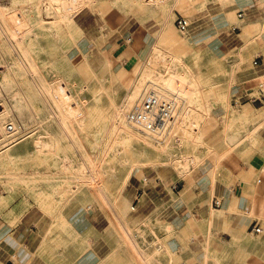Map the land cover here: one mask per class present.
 <instances>
[{"label": "crops", "instance_id": "1", "mask_svg": "<svg viewBox=\"0 0 264 264\" xmlns=\"http://www.w3.org/2000/svg\"><path fill=\"white\" fill-rule=\"evenodd\" d=\"M139 1L147 12L139 11L137 4L131 7L133 14L110 6L113 22L88 11L78 16L90 38L89 48L127 55L126 66L137 60L136 42L139 47L148 44L143 61L157 60L158 51L180 56L205 52L202 61L207 52H216L227 62L237 60L240 70L256 60L255 68L264 76V46H245L240 37L244 22L264 19V0H178L172 21L159 5ZM179 16L190 18L188 41L175 23ZM127 19L133 21H123ZM106 20L118 29L108 31L105 26L103 34L100 26L107 25ZM111 75L114 83V70ZM155 81L164 84L158 77ZM254 81V72L247 70L230 92H215L221 97L234 90L231 104L240 112L228 113L231 131H225V123L205 129L203 140L213 149L212 160L185 175L174 168L145 174L139 170L117 202L110 199L102 207L107 212L98 205L87 212L85 202H74L70 204L83 207L81 212L62 207L53 215L31 206L18 218H0V264H264V151L254 131L261 125L256 119L264 107V81L259 87ZM116 82L120 84V78ZM156 82L147 84L161 86ZM235 98H241L237 105ZM242 135L248 138L240 142ZM165 221L178 226L169 239L162 231Z\"/></svg>", "mask_w": 264, "mask_h": 264}, {"label": "bare ground", "instance_id": "2", "mask_svg": "<svg viewBox=\"0 0 264 264\" xmlns=\"http://www.w3.org/2000/svg\"><path fill=\"white\" fill-rule=\"evenodd\" d=\"M35 1L41 5V9L43 10L41 20L44 21V24L48 21L50 27H54L65 20H71L74 15L83 11H102L109 8L111 4L113 5L112 0ZM210 1L216 0H208L209 3ZM144 5L150 7L159 5L161 11L168 12L170 21L175 18V9L179 6L178 0H150L149 4L144 3ZM203 5L205 6L206 3ZM22 11L23 7L19 6L15 0H11L8 4L0 3V38L5 39V45L17 51L19 50V62L29 75V78L33 77L35 79L34 90L40 93V100L45 104L47 109V116L41 119V121H37L41 130L32 140L36 143L38 153H55L60 138L53 130L54 126H41L45 121L48 124L55 123L59 131L76 145L88 140L98 130H102L105 127L104 123L112 121L114 128L109 139L117 138L120 142L119 147L116 146L115 148L114 145L109 144L94 159L92 158L91 151L89 154L82 152V155L86 157L88 162V168L83 169L81 172H75L71 177L62 180L57 188L40 193L38 198L41 208L53 215L60 213L62 207L74 202H85L87 204L85 207L87 208V212L94 208L93 205L107 207L109 200L113 198L114 194L122 190L131 177L139 170L145 174L149 169L165 170L174 168L177 173L185 175L197 164L196 162L201 159L200 151L198 152V149H200L199 142L196 141L198 135L195 136V133L193 134L191 131L180 132L181 130H178L179 132H177L175 130V122L171 127H166L175 117V110L177 108L180 110V107L183 105L181 101L170 99L169 92L173 91V80L171 81V77L177 75L186 63L191 62L194 66L195 77L199 79V83L202 84L203 88H199L198 82H194L191 79L190 82L189 78L184 74L179 75L192 85V96L183 102H187L193 98L196 93H199L197 100L202 102V96H205L209 90H213L214 92H230L233 84L238 81L239 74L247 70L254 72V82L257 85H260L264 81L263 74L261 75L255 68L254 63L256 60H254V63L250 67L240 70L237 60L227 62L224 58L218 56L216 52H207L206 60L202 61L206 55L205 52L198 55L180 56L176 52L169 50V52L161 51V53L158 51L160 56H157L159 57L157 60L160 61V64L159 62L156 63L160 66H158L160 69L154 63L156 56L154 61L153 58H151L152 60L150 58L147 60L146 58L143 61L142 58L137 57V60L130 67H127L125 64L128 56L123 58L120 65L121 70L118 73L115 72V75H113L116 81L120 78V84H117L116 81L112 82L111 73L114 70L115 58L108 53L103 56L101 61L97 56L85 55L83 64L79 67L76 62H72L73 57L65 56V62H62L61 67H65V70L62 69L60 75L64 74L66 78L67 76L70 78L73 75L72 82L69 79L68 82L67 79L64 82L58 77L48 80L46 73L43 72L39 58L32 51L31 42H29L31 38L26 37V34L30 32L27 27L28 22ZM187 20L190 22V18H187ZM188 32H190L189 28L184 31L185 39H183L186 41L189 40L187 36ZM240 37L245 46L255 43L257 46L263 47L264 19L244 22ZM57 39L59 41V38ZM87 40L89 41L90 39H86L85 42ZM22 44L25 45L24 48ZM56 48L58 47L51 46L50 49L55 50ZM153 50L157 51V49ZM161 50L163 49L161 48ZM152 53L150 55H153ZM154 55L151 57H154ZM151 61L155 65L151 64ZM154 66L159 69V74ZM125 71L128 74L123 76ZM157 77L162 82L164 81V84L156 82V85L157 83L161 85L159 86L160 91L165 87L163 85L167 81H171V84L167 83L169 85L168 88L162 92L152 90L146 93V88L144 92L143 90L148 83L147 81L151 79L157 80ZM77 78H80L86 84L77 86ZM93 80L97 81L96 84L92 85L93 93L87 94L85 87L89 86ZM221 80H225V82H217ZM210 81L213 82L210 83ZM153 84L151 85L154 86L155 84ZM117 85H119V88H117ZM151 85H148L147 89H149L148 87L153 89ZM12 87V83L8 82L6 75L4 77L0 76V93H2L0 94V100H4L1 95L8 93ZM121 87L125 89L124 93H121L119 90ZM149 95H154L162 101H169L171 104L169 109L170 118L161 129H142L130 122L126 117V113L133 105L143 102ZM7 105H3L4 109L0 110L1 130L7 121L8 113L12 111L15 114L13 104L9 103ZM260 112L261 114L257 117L256 123L260 120L261 125L260 128L256 126V130L254 131H256V140H260L261 143L263 142L260 148L264 151V107ZM174 130L180 134L179 139H176L177 136H175ZM25 136L26 134L19 137V139L10 141L1 148L0 161L6 165L7 170H15L14 166L10 164L11 159L16 156L20 148L25 146L28 139ZM248 136H250V133ZM246 138L242 135L240 142H243ZM240 142L237 146L241 144ZM219 163L216 164L220 165ZM262 169H264V164ZM175 227L178 229L177 225Z\"/></svg>", "mask_w": 264, "mask_h": 264}, {"label": "rangeland", "instance_id": "3", "mask_svg": "<svg viewBox=\"0 0 264 264\" xmlns=\"http://www.w3.org/2000/svg\"><path fill=\"white\" fill-rule=\"evenodd\" d=\"M10 1L11 0H0V3L8 4ZM15 1L19 6L23 7L22 13L28 22L27 27L30 32L26 34V37L28 36L31 38L29 42H31L32 51L39 58V61L42 64L43 72L46 73L48 80H53L57 77L62 79L64 82L66 79L67 82L68 79L70 81L73 80V75H71L70 78L68 76L66 78V75L64 74L60 75L61 70H65V67L61 68L62 62H65V56L70 58L73 57L72 62H76L78 65L83 63L85 55L97 56V58L101 61L103 56L108 53L115 58L114 71L118 73L121 70V60L127 55L115 56L109 50H105L104 47V50L94 52L88 46L90 40L85 42L86 39L90 38L85 36L84 29L78 23L77 18L87 11L74 15L71 20H65L54 27H50L48 21L44 24V21L41 20L43 10L41 9V5H39L35 0ZM134 1L135 2L132 0H114L113 5L111 4V6H114L112 7L114 10L120 7L121 10H129V13L133 14L131 7L137 4L139 11L147 12V10L141 8L139 0ZM107 10L108 8L102 11L88 12L98 14L103 17L106 16L111 22L115 21V19H109L110 12ZM108 20L105 21L107 25L104 24L100 26L103 34H105L103 31L105 26V29L108 31L118 29L117 25L112 26ZM123 21L131 22L133 20L127 19ZM57 38H59V41H57ZM51 46L58 48L52 50L50 49ZM22 47L24 48L25 45L22 44ZM147 47L148 44L141 45L139 47L136 42L134 49L136 50L137 57H145ZM18 51L8 45H5V39L0 38V76L4 77V75H6L8 82H11L13 86L8 93L1 95L4 100H0V110L4 109V107H2L3 105L6 106L7 104L9 105V103L13 104V108L15 110V114L12 111L8 113V118L3 129L1 130L0 128V150H2L1 148L3 145H7L10 141L19 139V137L25 134V137H28L25 146L20 148L19 151H17L16 156L11 159L10 164L14 166V171L7 170L6 165L0 161V218L3 219L13 216L18 218L23 211L31 206H39L41 208L38 198L40 193L45 190H53L57 188L62 180L71 177L75 172H81L83 169L85 170L88 168V162L86 157L82 155V152L89 154L91 151L93 156L92 158L94 159L102 150L106 149L109 144L112 146L114 145V148L116 146L119 147L120 144L117 138L112 140L109 139L114 128L112 121L103 124L105 126L102 129L103 131L98 130L97 133L92 135L88 140L83 141L78 145L66 138L56 127L55 123L48 124V122L45 121L43 125L41 124V126H54L53 130L60 138L58 140L56 147L57 150L55 153L39 154L36 143L32 140L41 130L37 121H41V119H44L47 116V109L45 104L40 100V93L34 90L36 84V82H34L35 79L33 77L29 78V75L21 66L19 62L20 52ZM131 65L132 64L130 62L127 67H130ZM194 73V66L191 62H188L184 68L177 73V75H173L171 77V81L174 80V78H181L180 76L184 74L187 78H189V80L191 79L194 82H198L199 88L202 89L203 86L199 83V79L195 77ZM151 81L154 82L155 80L151 79ZM171 81H167V83L170 85ZM96 82L97 81L93 80L90 82L89 86L85 87L87 94L93 93L92 85L96 84ZM167 83L163 85L165 87L161 89V91L159 87H153L152 85L153 89L148 87L150 89L149 90L147 89V84L143 91L145 92L146 88V93H149L152 90L162 92L164 89L168 88L169 85ZM84 84L86 83H84L80 78L76 79L77 86ZM259 86L260 85L257 87ZM117 88H119V85H117ZM119 90L121 93L125 92V89L122 87ZM234 92L235 91L233 90L229 96L220 97L217 96L213 90H209L208 96L202 102L197 100L199 93H196L193 98L187 102H182L183 105L180 107V110L177 108L174 112V121L171 120L166 126L169 128L175 122V130L177 132L180 130V132L188 130L193 134L195 133V136L198 135L196 141L200 144L199 151L202 157L196 162L197 164H195L194 167L205 161L212 160L214 155L212 147L203 140L205 129L208 126L225 123V131H231L232 125H230L231 122L228 120V113L240 112L239 108H235L231 104V97ZM177 111L178 113H176ZM21 127L22 129L20 130ZM175 130L173 132L174 134L176 133V139H179L180 134L175 132ZM11 134L13 135L9 137L8 135ZM124 189L125 187L119 192H116L110 201L115 204ZM67 208L76 212H81V209H83L80 204H68L64 206L63 209ZM79 208L80 210H78ZM100 208L104 212H107L106 208ZM44 211L46 212V210ZM169 238L170 237H167V239Z\"/></svg>", "mask_w": 264, "mask_h": 264}, {"label": "built area", "instance_id": "4", "mask_svg": "<svg viewBox=\"0 0 264 264\" xmlns=\"http://www.w3.org/2000/svg\"><path fill=\"white\" fill-rule=\"evenodd\" d=\"M177 27L185 31L189 28V21L184 16L176 18ZM256 63V61H255ZM192 85L185 81L182 77L173 80V91H170V99L177 101H186L192 96ZM241 98H235V105L239 104ZM256 101V100H255ZM170 102L157 99L154 95L141 103L133 105L126 113L127 119L141 127L142 129H161L170 118ZM163 234L167 237L174 235L176 227L174 223L165 221L162 224Z\"/></svg>", "mask_w": 264, "mask_h": 264}]
</instances>
